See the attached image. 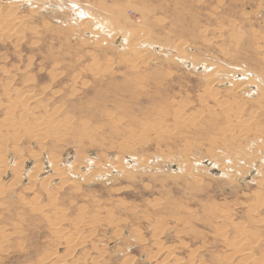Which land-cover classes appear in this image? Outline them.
<instances>
[{
    "label": "rangeland",
    "instance_id": "rangeland-1",
    "mask_svg": "<svg viewBox=\"0 0 264 264\" xmlns=\"http://www.w3.org/2000/svg\"><path fill=\"white\" fill-rule=\"evenodd\" d=\"M0 16L22 21L0 32V264H264V0H0ZM50 120L58 138L21 128ZM56 231L79 232L72 253Z\"/></svg>",
    "mask_w": 264,
    "mask_h": 264
},
{
    "label": "bare ground",
    "instance_id": "bare-ground-1",
    "mask_svg": "<svg viewBox=\"0 0 264 264\" xmlns=\"http://www.w3.org/2000/svg\"><path fill=\"white\" fill-rule=\"evenodd\" d=\"M12 5V4H11ZM22 25V21L21 20H19V19H15V18H12V17H7V16H5V17H1L0 16V32H4V33H8L9 31H11V30H13V28L12 27H20ZM24 28V27H23ZM11 33V32H10ZM13 34V33H12ZM131 39V38H130ZM132 41H134L133 39H131ZM137 41V40H136ZM130 43V42H129ZM129 43H128V47H129V49L130 50H132V49H134V50H136L137 49V43L136 42H131L130 43V45H129ZM142 51V50H141ZM253 80V79H252ZM263 80V79H262ZM263 82V81H262ZM251 83V82H250ZM256 83V82H255ZM260 84H262V83H260ZM250 85V84H249ZM263 86H261V88H262ZM206 91V90H205ZM8 95H9V93H8ZM207 95V94H206ZM210 96V95H209ZM262 97V96H261ZM207 100H209V99H207ZM222 100V99H221ZM255 100H258V101H261V102H263L264 101V97L263 98H259L258 97V99H255ZM16 101V106H20V107H23V108H25V110H29L28 109V106L30 105V104H33V105H35V106H38L40 103V101H38V98L36 97V95H33V94H25V93H23L21 96H19L18 98H17V100H15ZM257 101V102H258ZM204 102V101H203ZM216 102L218 103V100H216ZM220 103V102H219ZM13 104V103H12ZM9 105H11V103L9 104ZM226 105V104H225ZM14 106H15V104H14ZM222 106H224V105H222ZM210 107V106H209ZM208 107V108H209ZM220 107V106H219ZM9 108V107H8ZM13 107H11L10 106V108L8 109V114L9 115H13V113H14V110L12 109ZM16 108V107H15ZM238 108V107H237ZM211 109V108H210ZM23 110V109H22ZM30 111V110H29ZM227 111V110H226ZM239 111H240V109H239ZM249 111V110H248ZM202 112V114H204L203 113V111H201ZM23 113V112H22ZM26 113V112H25ZM171 113V112H170ZM200 113V112H199ZM228 113V112H227ZM54 114V113H53ZM56 114V113H55ZM176 115L174 116L175 117V120H176V123L178 122L180 125H181V123L182 124H184L185 123V125H186V122L188 123L189 122V120H190V118H188V116L186 115V114H184V112H182V111H177L176 113H175ZM201 114V113H200ZM201 114V115H202ZM207 114V113H206ZM198 115V114H197ZM239 115V114H238ZM238 115L236 114V115H231V116H226L227 117V123H231L233 120H235L233 123H231V124H228V125H230V126H232L233 128L236 126V122L237 123H239L238 122V120H239V117H238ZM208 116H211V115H209L208 114ZM215 116V115H214ZM253 117V116H252ZM9 119V118H8ZM50 119H53V117H51ZM10 120V119H9ZM8 120V122H6V124H4L5 126L4 127H6V129H12L13 130V128L15 127V123H12L11 121H9ZM6 121V120H5ZM177 123V124H178ZM212 123V122H211ZM15 124V125H14ZM19 124V123H18ZM24 124H26V123H24ZM24 124H21V128L23 127L24 129H25V131H28V134L27 135H29V137L31 136V139H32V137H33V139H36L37 140V138H39V139H41V140H43V139H46L47 137L49 138V137H51L52 135L53 136H55L56 138H58V136H56L55 134H57V133H55V132H52L53 131V129L54 128H57V125L55 126V125H51L52 124V120H50L48 123H47V125H41L40 123H37V124H35V126H33V129H27L28 127H27V125L25 126ZM153 124V123H152ZM177 124H175V125H177ZM178 124V125H179ZM63 125V124H62ZM184 125V126H185ZM17 126H19V125H17ZM17 126L15 127V128H17ZM184 126H182V127H184ZM229 126V127H230ZM60 127V126H59ZM63 127V126H62ZM180 127V126H179ZM20 128V127H19ZM20 128V129H21ZM163 128V127H162ZM161 128V129H162ZM18 129V128H17ZM62 129H65V128H62ZM147 129V128H146ZM149 129V128H148ZM154 129V128H153ZM58 130V129H57ZM160 130V129H159ZM179 130V129H178ZM14 131V130H13ZM55 131V130H54ZM162 131V130H161ZM164 131V130H163ZM177 131V130H176ZM60 132V131H59ZM165 132V131H164ZM16 133V132H15ZM55 133V134H54ZM62 133V132H61ZM188 133V132H187ZM8 134V133H7ZM222 134V133H221ZM61 135V134H60ZM134 135V134H133ZM7 136V135H6ZM147 136V135H146ZM215 136V135H214ZM220 136V135H219ZM60 137V136H59ZM223 137V136H222ZM217 138V137H216ZM184 139V138H183ZM218 139V138H217ZM8 140V139H7ZM12 140V139H11ZM18 140V139H17ZM264 141V140H263ZM4 143V142H3ZM131 144V143H130ZM130 144H126V147L129 149V148H131V145ZM135 144V143H134ZM14 145V144H13ZM124 146H125V144H124ZM14 148V147H13ZM190 148V147H189ZM127 149V150H128ZM18 150V149H17ZM122 152V151H121ZM124 152V151H123ZM125 152H126V150H125ZM120 154V153H119ZM121 156V155H120ZM20 157V156H19ZM1 158H2V156H1ZM0 158V159H1ZM20 159V158H19ZM2 160H4L3 158H2ZM21 160V159H20ZM51 160V159H50ZM19 161V160H18ZM21 161H23V159L21 160ZM53 161V167H54V169H55V171H56V175L57 176H59V178L61 177V176H66V174H64V170L60 167V163L56 160V159H53L52 160ZM183 163H184V161H183ZM16 167L14 168L15 169V174H16V178L17 179H19V176H20V173H21V171H22V169H23V166L20 164V163H17L16 165H15ZM74 171V170H73ZM77 171V170H76ZM75 171V172H76ZM3 172V171H2ZM13 172V171H12ZM20 172V173H19ZM66 172V171H65ZM74 174H76V173H74ZM69 176V175H68ZM90 177V176H89ZM62 178H65V177H62ZM46 179V178H45ZM17 181V180H16ZM62 181H66L65 179H63ZM67 183V182H66ZM198 183V182H197ZM64 184H65V182H64ZM74 184V183H73ZM67 186V185H66ZM264 200V199H263ZM262 202V201H261ZM260 203V202H259ZM98 211V210H97ZM187 211V210H186ZM58 212V211H57ZM56 212V213H57ZM59 212H61V211H59ZM111 213V212H110ZM255 213V212H254ZM64 213H59L58 215H57V217H55L56 218V220L58 221V222H56L54 225L52 224V226H54L56 229L57 228H59L58 226L59 225H61V222L60 221H62L63 219L62 218H64V215H63ZM56 215V214H55ZM80 216V215H79ZM62 219V220H61ZM55 220V219H54ZM65 220V219H64ZM90 220V219H89ZM81 221V220H80ZM79 221V222H80ZM119 221V220H118ZM243 222V221H242ZM86 224V223H85ZM90 224V223H89ZM96 224V223H95ZM247 224V223H246ZM92 225V224H91ZM237 225V224H236ZM244 225V224H243ZM51 226V227H52ZM76 226V225H75ZM83 226V225H82ZM76 229V228H75ZM94 229H96V227L95 228H91L90 230H92V232H93V230ZM89 230V231H90ZM79 231V230H78ZM75 232V231H74ZM240 232V231H239ZM244 232V231H243ZM73 233V232H72ZM245 233V232H244ZM55 235H56V238H57V240L58 241H60V243L61 242H67L68 241V246H70L69 247V251L72 253V251H74L76 248L74 247V245H70V243L71 242H75L77 239H78V237H79V232L77 233V232H75V233H73V234H71L70 236H66V235H64V234H59L58 233V231H56L55 232ZM114 236V235H113ZM66 237V238H65ZM256 237V236H255ZM254 237V238H255ZM3 239V238H2ZM1 239V241L3 242L4 240H2ZM70 240V241H69ZM1 243V242H0ZM93 243V242H92ZM231 243H233V248L235 249V250H237V252H240L242 255H244L245 256V259L244 260H250L251 259V251H252V242H249L248 241V239L246 238V235L245 236H243L242 235V233H241V235L238 237V238H236L235 240H234V242H231ZM230 243V244H231ZM254 243H256V242H254ZM67 244V243H66ZM65 244V245H66ZM229 244V243H228ZM79 245V244H78ZM67 246V245H66ZM67 246V247H68ZM241 247H243V249H239V248H241ZM72 250H71V249ZM75 248V249H74ZM169 248V247H168ZM171 248V247H170ZM160 249V248H159ZM236 253V252H235ZM51 254V253H50ZM232 256H234V255H232ZM224 258H228V257H224ZM230 258H232V257H230ZM46 259V258H45ZM82 259V258H81ZM79 263V262H78ZM81 263V262H80ZM93 264H94V262H93Z\"/></svg>",
    "mask_w": 264,
    "mask_h": 264
}]
</instances>
